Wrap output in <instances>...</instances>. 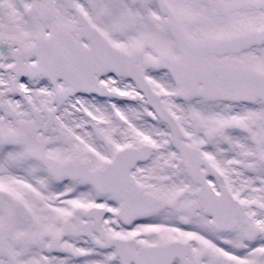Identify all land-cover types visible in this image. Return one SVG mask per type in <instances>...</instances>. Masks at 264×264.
<instances>
[{
    "label": "snow or ice",
    "instance_id": "1",
    "mask_svg": "<svg viewBox=\"0 0 264 264\" xmlns=\"http://www.w3.org/2000/svg\"><path fill=\"white\" fill-rule=\"evenodd\" d=\"M0 264H264V0H0Z\"/></svg>",
    "mask_w": 264,
    "mask_h": 264
}]
</instances>
